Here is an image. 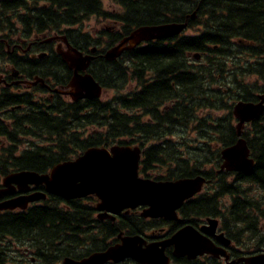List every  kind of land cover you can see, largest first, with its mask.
Listing matches in <instances>:
<instances>
[{
  "label": "trees",
  "instance_id": "trees-1",
  "mask_svg": "<svg viewBox=\"0 0 264 264\" xmlns=\"http://www.w3.org/2000/svg\"><path fill=\"white\" fill-rule=\"evenodd\" d=\"M42 1L50 3L49 14L40 7L34 17L52 31L64 24L76 27L90 16L116 25L114 33L101 32L106 40L100 38L97 54L141 26L187 21L188 28L179 36L143 43L117 61H93L88 72L105 93L113 91L106 100L72 104L59 100L55 108L46 109L43 102L11 94L9 106L24 99L26 107L23 113L10 112L7 122L0 120V177L22 170L43 174L91 147L139 145L144 177L175 180L203 175L209 181L203 193L182 208L193 212L185 216L189 223L220 218L237 248L233 258L262 249L264 114L247 124L242 134L254 168L219 175L215 170L221 149L237 140L234 103L254 102L264 94V0H112L118 7L113 12L104 9L105 0ZM194 12L192 21L188 17ZM4 23L0 13V27ZM67 35L76 48L81 40L88 48L98 46L81 30L70 29ZM193 54L201 59L194 60ZM223 199L229 203L222 204ZM87 200L48 195L20 214L0 215V264H61L65 258L81 259L105 250L117 242L121 231L141 234L138 215L115 222L97 220L95 199ZM19 245L29 259L19 260ZM174 264L216 262L184 258Z\"/></svg>",
  "mask_w": 264,
  "mask_h": 264
},
{
  "label": "water",
  "instance_id": "water-1",
  "mask_svg": "<svg viewBox=\"0 0 264 264\" xmlns=\"http://www.w3.org/2000/svg\"><path fill=\"white\" fill-rule=\"evenodd\" d=\"M194 20L196 13L189 16ZM187 27V22L141 26L133 30L120 43L109 48L104 58L113 61L123 52L130 51L143 42L166 39L177 36ZM95 48L92 49L94 53ZM63 62L74 71L68 92L74 101L80 99H99L103 88L89 73L79 75L78 72L88 70L92 55H83L75 48L58 51ZM193 58L200 59L199 54ZM42 81V80H37ZM35 84V82H34ZM264 113V96L259 102H238L232 110L238 121L236 131L238 140L221 151L222 164L218 172H250L254 167V160L246 141L242 138V131L246 123L258 119ZM141 149L138 146L114 145L109 148L91 147L77 158L64 161L53 166L48 173L39 174L33 171H17L8 174L2 180L3 190L0 196L11 193L10 188L17 186L27 193L32 186H43L45 192H35L0 203V212L26 210L31 203L45 200L46 195H55L70 201L88 196L97 198L96 209L98 219H111L123 211L144 207L141 217L168 220H178L177 210L183 203L201 192L205 178L197 176L174 181H154L139 176V162ZM208 225L197 229L188 226L181 228L170 238L147 243L141 235H118L119 242L107 249L90 254L80 260L63 259L61 264H119L127 259L137 264H170V257L165 254L166 248L173 247L174 258L195 260L208 255L214 258L224 257L228 262L226 247L231 241L223 234L216 235L217 220L208 219ZM211 237H215L222 246H216ZM264 264V254L242 256L228 264Z\"/></svg>",
  "mask_w": 264,
  "mask_h": 264
},
{
  "label": "flooded vegetation",
  "instance_id": "flooded-vegetation-1",
  "mask_svg": "<svg viewBox=\"0 0 264 264\" xmlns=\"http://www.w3.org/2000/svg\"><path fill=\"white\" fill-rule=\"evenodd\" d=\"M10 5L15 7L10 9ZM50 3L46 1L36 0H0V13L3 14L5 23L0 27V120L8 121L10 112L23 113L26 107L25 100L17 99L18 104L9 106L10 96L18 95L21 97H28L33 102H43L42 105L46 109L55 108L56 101H63L68 104L74 103L73 99L68 94L72 90L69 88V83L74 76V71L63 62L62 57L58 51H66L69 47L78 49L83 55L95 56L99 52V48L95 53H91V48H88L81 41L77 42L78 48L74 46V42L70 37H67L68 31L51 30L43 25H38V18L30 17L31 14L37 13L36 10L43 7L44 15H48V8ZM10 13L12 14L10 19L12 25L8 23ZM46 28L43 31L37 28ZM116 27V25H115ZM114 28V27H112ZM66 41V42H65ZM98 40V46L101 45ZM96 59L105 60L102 53L94 57ZM79 75H84L85 72H78ZM37 80H42L37 81ZM35 82V84H34ZM88 100H78L77 102H84ZM3 177H0V190H3L2 186ZM11 193H5L0 196V203L15 199L24 195H30L35 192H45L43 186L31 187L28 193L22 192L17 186L10 188ZM197 199V198H196ZM89 203L87 199L83 200ZM97 204V201L95 202ZM94 203L93 209L96 217L99 215L96 204ZM38 203L30 204L28 208L39 205ZM178 210V220H168L164 218L150 219L141 217L143 208H137L131 211H123L118 215H115V221L119 220V217L138 215L140 218V224L138 228H141V236L147 243L161 242L170 238L179 229L191 226L197 230L208 225L207 217L205 219L192 220L190 223L185 218L186 214H192L193 212L185 208L182 212V208ZM27 211V210H26ZM23 210L16 209L14 211L1 212L0 215L5 213L20 214ZM97 212V213H96ZM217 220L216 234H224L228 237L227 232L223 229L222 221L220 218L214 217ZM263 229V228H261ZM124 235L126 234L122 231ZM121 233V232H120ZM232 240V239H231ZM212 241L221 246L220 241L212 237ZM262 249L258 252H248L241 254L239 251V257L243 255H254L258 253H264V242L261 244ZM237 249L232 240V245L228 247L227 254L230 257L229 260H234L233 252ZM173 248H167L165 253L172 259ZM25 249L19 248V260L23 261L25 257ZM238 257V258H239ZM211 258V257H204ZM216 264H227L224 258H213ZM174 259L171 260V263Z\"/></svg>",
  "mask_w": 264,
  "mask_h": 264
},
{
  "label": "rangeland",
  "instance_id": "rangeland-1",
  "mask_svg": "<svg viewBox=\"0 0 264 264\" xmlns=\"http://www.w3.org/2000/svg\"><path fill=\"white\" fill-rule=\"evenodd\" d=\"M104 9L106 10V12H113V10L118 9V7L116 4H114L112 0H105ZM112 26H114L112 23L104 21L103 18L97 16H90L89 18L85 19L82 23L78 24L76 27L73 28L76 30H81V32H83L84 34H89L91 38L96 37L97 39L102 38L106 40V37L101 34V31L107 28L109 32L114 33V31L111 30ZM187 34H191V32H187ZM112 95L113 91H110L109 93H104L101 99L106 100L108 98H111ZM25 145L27 146V144ZM222 203H225L227 205L229 201L223 199ZM19 248L23 249L24 247L22 245H19ZM26 258L29 259L30 256L25 255L24 259ZM33 262H35L34 259Z\"/></svg>",
  "mask_w": 264,
  "mask_h": 264
},
{
  "label": "bare ground",
  "instance_id": "bare-ground-1",
  "mask_svg": "<svg viewBox=\"0 0 264 264\" xmlns=\"http://www.w3.org/2000/svg\"><path fill=\"white\" fill-rule=\"evenodd\" d=\"M35 14H37V13H33V14H31L30 17L34 18V15H35ZM191 15H192V14H191ZM35 17H36V16H35ZM168 24H173V23H168ZM38 25L40 26L41 24H38ZM65 25H66V24L62 25L61 28H60V30H61L62 28H64ZM44 27H48V26H44ZM53 30H54V29H53ZM128 35H129V34H128ZM128 35H127V36H128ZM88 37H90V36L88 35ZM125 37H126V36H125ZM125 37H124V38H125ZM122 39H123V38H122ZM83 43H84V45H86V46L89 45L88 42H87L86 40H84ZM104 54H105V53L102 54L103 57H104ZM97 56H98V54H97ZM120 57H121V56H120ZM242 173H243V172H242ZM43 174H45V173H43Z\"/></svg>",
  "mask_w": 264,
  "mask_h": 264
}]
</instances>
